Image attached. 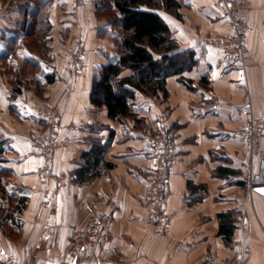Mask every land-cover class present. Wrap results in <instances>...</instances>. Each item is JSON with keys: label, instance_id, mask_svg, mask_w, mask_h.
Returning <instances> with one entry per match:
<instances>
[{"label": "crops", "instance_id": "obj_1", "mask_svg": "<svg viewBox=\"0 0 264 264\" xmlns=\"http://www.w3.org/2000/svg\"><path fill=\"white\" fill-rule=\"evenodd\" d=\"M7 1L0 0V170L25 192L19 240L35 252L33 260L224 264L239 256L241 240L250 250L240 264H264V193L255 190L264 186V123L254 149L240 133L249 115L264 118V0H248L238 16L247 27L242 69L229 68L221 50L206 41L232 28L213 0H180L179 18L158 10L179 48L193 49L197 63L166 78L165 97L137 94L131 100L135 114L120 119L89 100L98 67L115 55L116 28L96 15L97 0L76 9L74 0H52L50 26L36 49L19 29L24 0L16 9ZM13 33L18 40L7 54ZM77 38L85 46L84 65L73 74L67 58ZM49 107L59 111L60 143L42 176L31 141ZM159 124L170 131L178 153L167 182L173 220L164 234L147 221L145 196L151 138ZM95 143L104 146L95 170L79 174L91 160L83 154ZM90 208L111 218L107 240L86 254L92 262L70 256L71 232ZM227 211L233 216L229 243L219 233L218 215ZM241 214L245 226L239 232L235 220ZM16 244L0 234V258Z\"/></svg>", "mask_w": 264, "mask_h": 264}, {"label": "trees", "instance_id": "obj_2", "mask_svg": "<svg viewBox=\"0 0 264 264\" xmlns=\"http://www.w3.org/2000/svg\"><path fill=\"white\" fill-rule=\"evenodd\" d=\"M51 2L52 0H24L23 18L18 24L26 41L33 35L36 39L44 38L50 26L48 10ZM179 6L180 0L95 2L96 15L106 18L111 28H116L115 55L98 67L91 81L89 100L95 106H104L109 117L120 119L122 116L134 115L131 100L137 94L165 97L166 78L181 74L197 63L194 50L179 48L169 26L158 13V10H162L179 18ZM10 38L13 41L8 45L13 48H8L10 50L7 54L14 51L18 36L13 33ZM27 61L30 64L35 63L30 59ZM125 69L130 72L121 74ZM4 142L5 139H0V154L3 152ZM103 150L104 146L95 143L91 151L85 152L83 155L87 159L91 156V160H88L86 167L79 169V174L89 172L90 169L95 170ZM1 182L0 177V188ZM24 200V195L18 197V214L23 208ZM218 216L219 233L229 243L233 234L232 212H222ZM4 219L14 220L13 213L5 215Z\"/></svg>", "mask_w": 264, "mask_h": 264}, {"label": "built area", "instance_id": "obj_3", "mask_svg": "<svg viewBox=\"0 0 264 264\" xmlns=\"http://www.w3.org/2000/svg\"><path fill=\"white\" fill-rule=\"evenodd\" d=\"M85 0H74V9L83 6ZM222 17L231 23V32L226 35L212 36L206 39L209 44L218 47L226 65L231 69H242L246 63V22L239 21V13L249 7L248 0H213ZM85 46L80 38L74 42L73 49L68 57V69L73 74L82 71L84 65ZM44 119L43 128L32 137L34 153L40 156L39 172L45 176L49 169L51 153L60 141L56 138L59 113L53 108L42 110ZM264 118L249 115L241 130V136L251 147L255 148L261 135ZM178 153L170 131L164 124H159L156 133L151 138L150 168L146 180V201L148 203L147 221L153 226L154 232L164 234L172 224V215L167 210L169 190L167 186L169 173L177 161ZM111 218L109 215L93 208L87 210L82 225L71 232L70 243L75 257L80 252L93 251L109 236ZM245 226L244 215L235 220V227L240 232ZM249 247L239 242V256L224 264H240L243 257L249 253ZM202 264H214L207 261Z\"/></svg>", "mask_w": 264, "mask_h": 264}, {"label": "rangeland", "instance_id": "obj_4", "mask_svg": "<svg viewBox=\"0 0 264 264\" xmlns=\"http://www.w3.org/2000/svg\"><path fill=\"white\" fill-rule=\"evenodd\" d=\"M8 1H7L8 2L7 6L11 4L12 9H16V6L20 5L19 4L20 0H8ZM36 40L37 39L35 38L34 35L30 36L27 40V44L35 49L38 47V45L39 47H41V45ZM50 108L56 109L58 111V109L55 107H50ZM0 172H1L0 177L2 179L1 182L2 184L0 188V234H2V236H5L7 239H9L12 242H17V244L15 245V247L11 252L4 254L0 258V264H41L39 261L33 260L34 257L33 255L35 254V252L33 250L29 251L28 250L29 248L28 247L26 248L25 244H22L25 242H20L19 240V236L21 234V221H19L20 218L16 209H18L20 205V203L18 202V197L23 196L25 192L19 190L13 184L8 183L4 178L5 177L4 172L3 171ZM15 205H17V208H14ZM13 210H15V212H12ZM9 213H13L14 220L4 219V216L8 215ZM71 250H72V246L70 249V256L75 258V255L72 253ZM90 252L91 251L80 252L76 257L78 258L80 255H83L81 259L82 260L85 259L89 261L91 260L90 255H86V254H89ZM79 260L80 259H78L77 261Z\"/></svg>", "mask_w": 264, "mask_h": 264}, {"label": "water", "instance_id": "obj_5", "mask_svg": "<svg viewBox=\"0 0 264 264\" xmlns=\"http://www.w3.org/2000/svg\"><path fill=\"white\" fill-rule=\"evenodd\" d=\"M255 190H257L260 193H264V186L255 187ZM46 264H56V263H46ZM71 264H75V262H72ZM93 264H112V263L105 262V263H93Z\"/></svg>", "mask_w": 264, "mask_h": 264}]
</instances>
